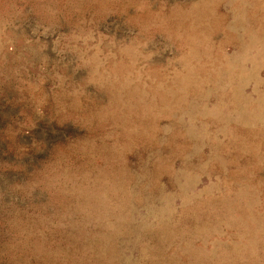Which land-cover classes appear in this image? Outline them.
<instances>
[{
    "label": "rangeland",
    "instance_id": "rangeland-1",
    "mask_svg": "<svg viewBox=\"0 0 264 264\" xmlns=\"http://www.w3.org/2000/svg\"><path fill=\"white\" fill-rule=\"evenodd\" d=\"M0 264H264V0H0Z\"/></svg>",
    "mask_w": 264,
    "mask_h": 264
}]
</instances>
